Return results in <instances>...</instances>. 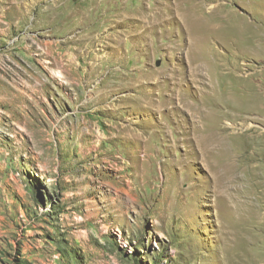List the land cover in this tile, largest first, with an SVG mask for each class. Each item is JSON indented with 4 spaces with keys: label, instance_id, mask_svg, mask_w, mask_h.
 <instances>
[{
    "label": "rangeland",
    "instance_id": "374dc122",
    "mask_svg": "<svg viewBox=\"0 0 264 264\" xmlns=\"http://www.w3.org/2000/svg\"><path fill=\"white\" fill-rule=\"evenodd\" d=\"M192 1L0 0V264H264V0Z\"/></svg>",
    "mask_w": 264,
    "mask_h": 264
},
{
    "label": "bare ground",
    "instance_id": "6f19581e",
    "mask_svg": "<svg viewBox=\"0 0 264 264\" xmlns=\"http://www.w3.org/2000/svg\"><path fill=\"white\" fill-rule=\"evenodd\" d=\"M182 2H183L182 5L183 4L184 5L186 4L188 6H184L183 5V7H181V5H180L181 2H180V3H177L176 10L180 12V13H178L179 18H180L182 24L184 25V27H186V29H187V31L189 33L190 48L187 51V56H188V52H190L191 49L193 48V47H191V45H193L194 47H196V44H197L198 41H202L204 39L207 40L206 37H204V36H202L200 34L191 35L190 34V31L192 30L193 27H196V26H204V25H207V28L208 29H212L214 26L213 25H210L209 23L214 18H209V16L207 17L205 14H208L211 17V14H213V12L215 10H217L220 5H210V6L207 7L208 10L206 11L204 9L206 7L205 6L206 5L205 1H199V2H196L195 3V1L194 2L193 1L190 2V0H182ZM203 11H205L204 14H202ZM198 12L201 15H198ZM127 14L124 15L122 12L116 11L115 13H112L109 16L111 18L110 19H107V20H109L110 22H114V21H116V18H122L123 17V19L124 18L125 19H128V20L130 19V20H133L134 22L137 21L138 22L137 24H139L140 26L151 27L154 24L155 21L163 20V19H166L167 18V17L165 18V15H162L160 13V8L159 7H158V9L157 8H155L153 10L150 9V10L146 11L145 13H140L138 10H136L135 12L131 13V15H127ZM226 17L227 16L225 15L224 18H226ZM121 21H123V20H121ZM145 30H147V29H145ZM238 40H237V42H238ZM193 59H197V58H193ZM226 64H227V62H226ZM232 64H234V63H232ZM218 65H220V67L222 66V64H218ZM234 70H237V68L235 67V65H234V67L232 66L231 68H225V72L217 73V74L219 76H221V75L223 76V75H226V74H232L233 73L234 75H236L235 77H238V78H240V76H244V75H238V74L234 73ZM191 75L193 77V82L195 84L201 83L202 82V79L207 80L208 83H204V84L205 85L207 84L208 87L212 89V90H209L208 91L209 95L210 96L211 95L212 96H217L215 94L216 92H214V89H213V87H214V85L212 83L213 80L209 76V74L204 71V68H203V65L202 64H198V65L196 64L195 65V68H192L191 67ZM252 75L253 74H247V75L244 76V78L250 77ZM248 89L246 88V90H248ZM246 90H245V92L247 93ZM205 92H207V91H205ZM262 96H263V92H262V90L259 87H256L255 89H253V92L251 93V96H250V97L253 98L252 104L255 101L261 100L260 98ZM177 97H178L179 104H181V106L183 108L188 109L189 112L191 113V117L193 118V122H194V127L195 128H198L200 126V124H202L204 122H207L208 120L211 121L212 123L218 121L217 119L212 120L210 117H207L206 115H203L202 114V112H204L203 109L198 108L197 105L192 104V103L186 101V99H184L182 96H180V94H178ZM143 101L145 103L150 102V101H148L146 99H144ZM229 137H231V136H223V135L218 134L216 132L215 133H207V134L206 133H202V137L200 138V144L202 146H204L203 159H204L205 165L212 172L216 169V167L218 165V163L215 161L216 157H212V156L214 155V156L223 157V156H225L227 154V152L229 151L230 148H228L229 145L227 147L224 144V139L225 138H229Z\"/></svg>",
    "mask_w": 264,
    "mask_h": 264
},
{
    "label": "trees",
    "instance_id": "16d2710c",
    "mask_svg": "<svg viewBox=\"0 0 264 264\" xmlns=\"http://www.w3.org/2000/svg\"><path fill=\"white\" fill-rule=\"evenodd\" d=\"M15 264V263H13ZM16 264H26V262L24 260H19Z\"/></svg>",
    "mask_w": 264,
    "mask_h": 264
}]
</instances>
